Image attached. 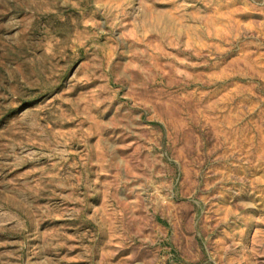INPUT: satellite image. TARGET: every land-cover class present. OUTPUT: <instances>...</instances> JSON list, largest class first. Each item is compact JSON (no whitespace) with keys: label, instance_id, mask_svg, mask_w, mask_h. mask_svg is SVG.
Listing matches in <instances>:
<instances>
[{"label":"rangeland","instance_id":"obj_1","mask_svg":"<svg viewBox=\"0 0 264 264\" xmlns=\"http://www.w3.org/2000/svg\"><path fill=\"white\" fill-rule=\"evenodd\" d=\"M0 264H264V0H0Z\"/></svg>","mask_w":264,"mask_h":264}]
</instances>
